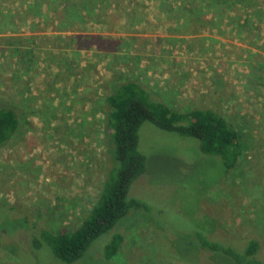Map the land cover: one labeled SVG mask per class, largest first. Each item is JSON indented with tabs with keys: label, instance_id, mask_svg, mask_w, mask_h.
<instances>
[{
	"label": "rangeland",
	"instance_id": "obj_1",
	"mask_svg": "<svg viewBox=\"0 0 264 264\" xmlns=\"http://www.w3.org/2000/svg\"><path fill=\"white\" fill-rule=\"evenodd\" d=\"M25 1L43 6L38 16L26 13ZM64 1L0 0V104L13 105L24 120L0 149V205L15 206L53 233L78 227L109 166L105 97L113 82L130 78L175 110L207 106L236 120L246 152L240 168L214 186L222 169L200 152L198 141L145 123L141 150L149 173L131 191L139 188L149 208L132 209L93 243L98 247L84 262L72 264H98L95 254L114 231L124 241L115 259L102 264H238L199 252L192 237L221 227L229 235L225 243L257 240L264 260V0H255L256 12L247 10L253 23L246 29L238 22L245 16L198 28L192 20L182 28L151 1L136 10L141 23L135 28L124 25L128 3H120L108 6L106 25L69 29L55 14ZM29 47L32 57L22 56ZM3 217L0 208V229L14 235L18 225ZM140 222L148 223L137 228ZM35 234L21 233L20 245L12 236L16 255L2 240L0 264H63L37 247Z\"/></svg>",
	"mask_w": 264,
	"mask_h": 264
},
{
	"label": "trees",
	"instance_id": "obj_2",
	"mask_svg": "<svg viewBox=\"0 0 264 264\" xmlns=\"http://www.w3.org/2000/svg\"><path fill=\"white\" fill-rule=\"evenodd\" d=\"M34 1L36 0H32ZM149 1L157 2L161 14L167 18H174L182 28H188L192 20L193 23L200 24L196 27L198 28L210 22H215L217 25L220 22L230 23L233 18L238 20L245 16L243 21L238 22L241 26L245 24L244 29H246L250 23H253L247 10L256 12L257 8L255 0H239L238 3L235 2L236 0H66L57 6L55 14L58 16V21L60 20L59 25L67 23L68 27L71 26L69 29L88 22L106 25L104 19L109 14L108 6L114 10L120 3H128L125 9L126 15L123 17L124 25L135 28L141 23L136 10ZM132 2L136 5L132 6ZM32 4L25 1L23 7L26 13L33 11V14L38 16L39 14L34 12L37 9L40 12L43 6ZM208 14L211 15L208 17ZM260 48L264 50V45ZM33 51L35 50L32 47L23 49L22 56L32 57ZM104 104L105 144L109 166L99 196L83 221L71 231L53 233L37 223H31L28 215L20 212L15 206L3 203L0 205L1 209L4 208L3 221L4 219L8 221L7 217H9V220L13 219L11 221L18 225L14 235L4 228L0 229V242L3 240L6 244L3 245L4 248L16 255L10 248L13 242L12 236L15 243L20 245L21 233L26 234L32 229L36 232L37 237H34V242L37 247L48 248L57 263L84 262L87 255L98 247L92 246L93 243L114 229L121 219L130 217L129 213L132 209H148L146 202L139 197L142 196L139 188L134 190L135 194L133 190L131 191L133 183L142 175L149 173L147 156L141 150V133L145 123L198 141L200 152L205 156L216 158L222 169L221 176L213 182L214 186L240 168L239 161L247 148L243 138L244 128L236 120L227 118L217 109L205 106L185 111L175 110L149 86L130 78L113 82ZM23 122L13 105L0 104V149L9 145L20 133ZM145 223L148 222H140L137 228L145 226L143 225ZM121 225L125 226L126 231L129 230L126 227V220ZM212 234L198 232L196 236L192 235L199 252L220 255L238 264H264V260L258 256L260 244L257 240L251 238L245 241L246 245L237 247L225 243V237L229 235H225L222 227L217 228ZM209 235H212L211 238ZM123 241L124 235L114 231L108 243L107 240L104 241L105 247L100 250L101 255L98 252L95 254V257L99 256V258L94 259L99 260L98 264H102V258L104 262L115 259Z\"/></svg>",
	"mask_w": 264,
	"mask_h": 264
}]
</instances>
